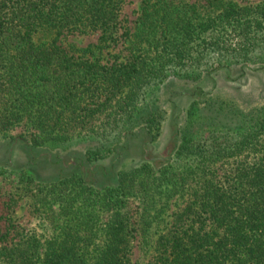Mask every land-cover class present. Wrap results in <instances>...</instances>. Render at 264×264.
<instances>
[{"label":"trees","instance_id":"16d2710c","mask_svg":"<svg viewBox=\"0 0 264 264\" xmlns=\"http://www.w3.org/2000/svg\"><path fill=\"white\" fill-rule=\"evenodd\" d=\"M125 1L0 0V167L27 150L9 172L45 225L4 216L0 264H133L135 247L147 264H264V101L212 89L264 72V0H140L132 26ZM73 32L98 36L65 46ZM111 45L121 59L102 62ZM81 137L42 173L37 150Z\"/></svg>","mask_w":264,"mask_h":264},{"label":"rangeland","instance_id":"374dc122","mask_svg":"<svg viewBox=\"0 0 264 264\" xmlns=\"http://www.w3.org/2000/svg\"><path fill=\"white\" fill-rule=\"evenodd\" d=\"M188 2H195L197 4L204 3L205 0H185ZM241 3H245L246 0H236ZM140 0H126L123 8L121 10V18L126 21V24L132 26L133 20L137 15V11L139 10ZM98 36L97 32L92 33H78L73 32L65 37H63V44L67 46V44H74V47H84L89 43H93L96 41ZM121 45V44H120ZM120 45H111L102 50V54L100 56L102 62H110L121 59V47ZM120 47V50H119ZM264 56V53L262 54ZM257 60V59H256ZM260 60H264L263 57ZM260 64H250L246 67L247 74L241 78L240 84H236L230 79L226 78V81L222 80L223 76L221 75L220 69H216L218 71L216 75L217 77V86L212 87L215 89V93H219L222 95H227L230 97H236V99L243 105L247 107L249 104L255 105L257 103H261L264 101V86L261 82L263 80V73L260 68ZM212 70H215L213 68ZM182 82L175 81L174 85H177L174 88H177ZM209 88L211 87L208 86ZM172 90V88H170ZM217 90V91H216ZM173 91V90H172ZM152 94L153 92L150 91ZM150 93V94H151ZM148 94L147 96H149ZM159 94V91L157 92ZM161 94V93H160ZM157 96V95H156ZM174 99V98H173ZM242 99H245L244 101ZM178 107L180 103L178 102ZM166 121L165 130L163 131L161 137L157 141L156 149L154 153L159 156L162 154V150H166L171 146L173 131L172 128L176 125L175 122ZM20 131V128H14L12 134L16 135ZM264 139V135L262 137ZM85 140H91L90 137L79 138V143L73 144L70 148L62 149L63 146L59 144H52L48 146H44L41 150H37L39 156L41 157V171L43 174L48 175V173L56 170H60V165L52 167L50 164L46 162V158L51 160L53 157H60L62 155L76 154L80 156L83 152ZM132 145L135 146L131 153H128L127 158L132 157L136 150L137 141L134 140ZM6 144H2L0 140V157L4 155V149ZM7 155V154H6ZM9 156V155H7ZM28 152L24 149L16 148L13 152V156H11L10 164L15 166L16 164L22 165L27 161ZM126 158V160H127ZM137 158V157H134ZM126 163H130L127 162ZM5 165L0 167V229L3 231L6 222L4 216L10 215L13 218V222L21 225V227H25V229H36L38 233H42L45 229L44 223H42L38 218H36L33 214L30 213L27 204L24 202V199L19 198L14 191L16 183L14 182V175L10 173L9 170L13 168V166ZM3 167V168H2ZM7 207H10L7 211ZM134 253L132 255L133 264H147V257L144 254V251L139 248H134Z\"/></svg>","mask_w":264,"mask_h":264}]
</instances>
